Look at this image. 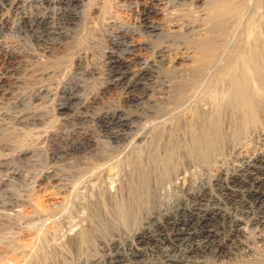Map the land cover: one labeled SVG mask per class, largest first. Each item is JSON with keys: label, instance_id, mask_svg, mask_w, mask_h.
<instances>
[{"label": "bare ground", "instance_id": "6f19581e", "mask_svg": "<svg viewBox=\"0 0 264 264\" xmlns=\"http://www.w3.org/2000/svg\"><path fill=\"white\" fill-rule=\"evenodd\" d=\"M99 1L106 5L113 0H0V109L8 104L18 105L26 93L35 100L42 99L43 94L48 97L50 85L60 78L63 81L68 72V67H64L67 63L42 68L19 46L6 43L5 33L12 32L8 13L23 16L28 31L55 35L57 41L73 44L74 34L80 33L86 20L84 12L88 9L84 11V7H93ZM212 1L213 9L209 10L208 4L206 8L212 10L213 18L223 7H230L232 13L229 12V22L222 33L217 32L208 41L201 40L199 66L193 79L177 90L179 96L187 92L183 96L188 104L186 119L177 109L160 110L153 96L159 63L165 61L164 55L171 49L166 44L156 46L153 57L141 63L136 53L150 50V41L135 43L131 39L135 35L148 39L160 35L162 25L152 20L158 11L141 8L139 23L130 28L105 22L101 39L106 42L107 69L104 67L100 94L118 93L128 110L110 108L96 113L94 120L109 121L110 126L121 128L122 133L109 134L121 142L130 135L124 131L131 130L133 122L144 117H155L153 131L141 153L130 150L123 155L101 157L94 146L96 140L80 142L73 153L93 154L96 162L72 180L51 169L35 177L18 170L1 176L0 186L4 187L11 185L12 180L33 181L40 189H52L65 196L71 197L82 189L86 194L73 203L70 197L67 199L76 223L68 216L62 224H55L51 218L59 212L48 211L41 213L43 225L33 232L25 225L12 224L16 231L0 245V264H227L225 261L231 262L235 252L260 262L254 244H264V0ZM29 4L38 10L30 19L25 13ZM56 20L61 25H52ZM191 27L187 24L184 32L190 33ZM85 55H78L66 80L77 82L78 70L96 75V71H90ZM207 77L210 79L205 82ZM216 86L215 91L210 89ZM67 94L55 110L62 120L86 119L85 114L102 102L100 97L83 98L84 93ZM2 115L0 124L5 118ZM26 119L20 117L23 123H27ZM136 138L146 139L142 133ZM1 189V199L5 196L9 201L2 200L0 213H8L9 220L15 221L24 195L18 198ZM38 217L30 215L28 220Z\"/></svg>", "mask_w": 264, "mask_h": 264}, {"label": "rangeland", "instance_id": "374dc122", "mask_svg": "<svg viewBox=\"0 0 264 264\" xmlns=\"http://www.w3.org/2000/svg\"><path fill=\"white\" fill-rule=\"evenodd\" d=\"M206 1L208 2L207 3L208 5L206 4L207 8L210 10V8L214 4V1L212 0H206ZM206 5L199 3L195 0H113L111 3H108L106 5L102 3V1L101 2L99 1L93 5L94 8L90 7L91 8L90 9L88 6L84 7V11L87 9L88 10L85 11L87 12V15L84 12L85 14L84 16L86 20L84 22L85 24L84 23L82 24L83 26H82L81 31L82 30L83 31L82 32L79 31L80 33L74 34L75 39H74L73 44L71 42L69 44L68 41H67L68 44L65 42L61 43V41H57L58 39H55V35H51L53 37L52 38L51 36H48V34L46 33H42V32L34 33L31 31H28L27 28H24L25 23H24L23 16L21 17V15H13L12 13H8L9 15L8 19H9V25H10L9 27L10 28L12 27V32L8 31L5 33L4 39L6 43L8 42L9 45L11 44L10 46L15 45L14 47L16 48L19 46L20 49H22L23 51H26L29 55L33 56L34 57L33 60L36 62L38 66H41L42 68L49 64H51L52 67L54 65L58 66V64L60 65V64H63L64 62L65 64L67 63L66 65L63 64L65 65L64 67H68L69 69L68 68L66 69V71L68 72L65 75L63 81H62V78L59 77L60 81H57L56 84L50 85L49 87L50 89L48 91L50 93L48 92L46 93V94H49L48 97H45L46 95L43 94L44 96L42 95V99L40 98L38 100H35L30 93H26L18 105L8 104V105H5V107L4 106L1 107L0 113L3 115L5 114L4 116L2 115V117H5L3 118L4 122L2 121L3 124L5 125L2 126V122L0 124L2 126V127L0 126L1 127L0 137L3 136L0 138L1 139L0 140L1 141L0 142L1 144L0 145L1 147L0 148V164H1L0 177L1 176L3 177V175L4 176L10 175L12 172L17 171V170L18 172L24 175L35 177L37 175L45 174L47 171L50 172L49 169H51V171L55 170L56 173L61 174V176L63 177L65 176L66 179L71 178L72 180L76 178V176L78 177L79 175L84 174V172L88 170V167L96 162V157L93 154L90 155L89 153H86V152L74 154L72 151L73 148L75 147L79 148L81 146L80 142L88 143L89 138L96 140L94 141V144H95L94 146L96 147L101 157H107V156L113 155L114 153H117V154L122 153L123 155L127 151H130V150L136 153L142 152V150L144 149L147 143V139L150 137L153 131L151 127L153 128L152 122L155 121V119H152V118H155L154 116L150 118L144 117L141 120L133 122L132 129L124 131L127 134L130 133V135H128V138L122 142L113 140L109 137V134H112L113 132L119 131L120 133H122L123 131H120L121 128L110 126L111 123L109 121L108 123H105V122H98L94 120V118L97 115L96 113L99 114L102 112H106L110 108L112 109L120 108L123 111L128 110V107L123 103L122 98L118 93L116 92H114L113 94L111 93L110 96L106 95L107 97L100 94L101 87H102V81H103L102 79L104 77L103 73L106 72V70H104V67L105 69H107V65L105 64L107 61L104 56L105 49H106V42L104 43V41L101 39V33L104 29L105 22H108V21L114 22L116 27L120 26V28L133 27L139 23V20H140L139 13H140L141 8L153 7L154 9L158 11V15H156V17H154L152 20L154 22H157L159 25H162L161 26L162 30L158 32L160 35H153L152 38H149V39L144 36H143L144 37L143 39L142 36H138V35H135L133 36L134 38L133 37L131 38L132 42H135V43L141 42L142 40H146V39L150 41V45H151L149 48L150 50H148L147 52L141 51V50L137 51L136 54L138 56V59L142 63L145 61L144 59H147L148 57L152 58L154 55L153 53L154 49L161 45L166 44L169 47V49H171L167 53H165L164 55L165 61L163 63H159L160 69H158V72L156 74L157 78L155 80L157 81V84L154 87L153 96L156 99L157 105L160 110H162L163 112L171 111V110L172 111L178 110V112H180L182 119H186L188 104L184 103L185 99H183V96L187 92L185 91L184 92L185 94H183V96H179L177 93V90L181 87H184V85H188L193 79L194 73L199 66L198 59L200 58V54H201L199 50L200 49L199 46L201 45V43H203L201 42V40L208 41L212 39L214 36H216L217 32L219 33L220 31V33H222L225 29L226 24L229 22L230 15L232 13L231 12L232 9L229 11L230 7L226 9L223 7L222 9L224 10H222V12H220L219 15L216 14L215 18H213L212 10L211 12L207 10ZM29 6L30 4L27 6L25 13L27 14L26 16L30 19L31 17L36 15V12L38 10L36 8V5H31L32 7L31 6L29 7ZM94 10L97 12L96 14L93 15L92 12ZM226 10L227 12H225ZM223 11L225 12V14H223L224 13ZM208 14H210V17ZM59 24L61 25V22L58 20H56L55 23L54 22L52 23V25L54 26H59ZM187 24L190 27L191 25L193 26L191 27V32H190L192 33V35H190V33L184 32ZM210 24L211 26L212 25L213 26L211 27ZM14 25H16L15 28H14ZM192 29H193V32H192ZM214 30L215 32L213 33ZM168 38L171 40H169ZM44 40H46L45 43H44ZM187 40L191 41L189 42L190 46L186 45L188 44ZM182 43H184L185 45ZM63 44L65 45L67 44V46ZM181 45H184L182 46L183 48L181 47ZM51 47H52V50H51ZM194 48L196 49L195 51H194ZM54 49L57 53L54 51ZM50 51L53 54L52 56L49 53ZM84 53H86L85 60H87L86 62L89 63L88 67L90 71H96V75L95 74L91 75L89 74L90 72L88 71L78 70L77 71L78 73L76 72L75 74L77 82L76 81L74 82L76 83L66 80L67 77L69 76V73L71 72L70 71L71 67H73L74 64H76L75 62L77 61L78 55L84 54ZM182 75L183 77H181ZM78 77L82 80H80ZM184 77H186L187 79ZM188 78H189V81H188ZM209 79L210 77H207L205 82H207V80ZM183 80H186L185 83ZM68 82L70 85L68 84ZM215 88H217V86L214 88H210V89L211 90L214 89L213 91H215ZM64 90L66 92H64ZM68 90L74 91L76 94H79V95H82L84 93L86 94V96L83 94L82 97L91 99V100L96 99L97 97H100L102 102L99 106H97L99 109L95 107L91 111L87 112L85 114L87 115V118L83 120L71 119L70 121H67V120L60 119L58 115L55 113V110H56V107L59 104L64 103L65 98L68 97L67 96L68 95L67 92H69ZM178 98L180 99V101L178 100ZM176 101L179 102V104ZM180 102L182 103V105ZM178 105L179 107L181 106L182 107L179 108ZM175 106L177 107L175 108ZM7 113L8 115H6ZM10 114L12 116H10ZM17 115L18 116L20 115V116L17 117ZM15 116L17 118H14ZM20 117L23 120L24 118H27L26 119L27 123L26 122L23 123L22 121H20ZM11 119L12 121H10ZM31 119L35 121V124L28 123V121H32ZM15 121L17 123H15ZM141 133L143 135V138H146V139L143 140V139L136 138ZM17 138L20 140H18ZM2 187L5 188L6 191H10V193L12 192L13 194L18 195V198L24 195L22 197L23 198L22 201L21 200L20 201L23 203L21 207H24L25 209L19 207V210L20 209L21 210L19 211L18 216L16 217L15 221L9 220V217H7L9 216L7 215L8 213L7 214L0 213V216L2 217V218L0 217V245L8 242V240L10 239V236H12L14 231H16L15 229L12 228L13 226L12 224L17 225L19 223V225H23V226L25 225L29 227L28 230H30L31 232L40 228L43 225V221H42L43 218L40 217L41 213L43 212L44 213L48 211H49L48 213H52V212L58 213L59 212L57 216L51 218V221L55 224H62L63 221L69 217H71L72 219V204L70 202L73 203V202H76V200L79 201V199L81 200L82 197L86 194L85 190L82 189L79 192L74 193L71 197L65 196L66 194L58 193L56 191L54 192V190L52 189H46V190L40 189L36 185L34 186L33 181L22 183L17 180H12L11 185L7 186L8 188L4 186H0L1 194H3L2 193L3 189H1ZM1 194L0 196H2ZM4 197L5 196H3L2 199L0 197V200H1L0 209L2 208V205L4 202L7 203V201H9L8 199H6V197L5 198ZM68 197H70L72 201L68 202L67 201ZM2 200L4 202H2ZM27 214L29 216L35 215L39 217L35 218L34 220H28L29 216ZM73 219L71 220V222L73 221V223H76L77 221L76 217ZM255 245H257V247ZM255 247L258 248L256 252L259 255H257L256 257L258 258L260 262H255L256 260L252 256H248V257L243 256L241 253H238V252H235L234 254L235 256L234 255L231 256V260H230L231 262H229V260H226L225 262L226 263L228 262L227 264H249V263L250 264H256V263L264 264V244L261 242H258L254 244V249H256ZM259 248L262 250L261 252ZM260 253H263V254H260ZM238 254H240L241 256ZM249 258H250V261H252V263L249 261Z\"/></svg>", "mask_w": 264, "mask_h": 264}]
</instances>
